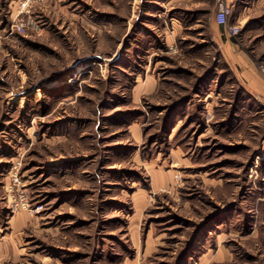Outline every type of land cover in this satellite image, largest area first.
<instances>
[{
    "label": "rangeland",
    "instance_id": "374dc122",
    "mask_svg": "<svg viewBox=\"0 0 264 264\" xmlns=\"http://www.w3.org/2000/svg\"><path fill=\"white\" fill-rule=\"evenodd\" d=\"M250 64L264 0H0V264H264Z\"/></svg>",
    "mask_w": 264,
    "mask_h": 264
},
{
    "label": "built area",
    "instance_id": "2783aa9c",
    "mask_svg": "<svg viewBox=\"0 0 264 264\" xmlns=\"http://www.w3.org/2000/svg\"><path fill=\"white\" fill-rule=\"evenodd\" d=\"M26 6H28L27 1L23 2L22 9L24 10ZM229 14L230 7L227 4L220 2L217 6V11L215 13L214 20L219 26H223L227 33H229L230 35H236L239 32V25L237 23L228 22ZM25 27L26 24L23 21H20L18 24L15 25L17 32H24ZM258 68L262 77H264V66L258 65Z\"/></svg>",
    "mask_w": 264,
    "mask_h": 264
},
{
    "label": "crops",
    "instance_id": "0c3cea01",
    "mask_svg": "<svg viewBox=\"0 0 264 264\" xmlns=\"http://www.w3.org/2000/svg\"><path fill=\"white\" fill-rule=\"evenodd\" d=\"M232 0H226V2H231ZM224 30L223 26H220V29ZM255 69L253 67V64H250L249 67L246 68L245 72L247 74V77L249 78V84L252 88V90L254 91H264V81L262 79H260V77H258L255 74ZM244 72V73H245ZM243 74V72H242Z\"/></svg>",
    "mask_w": 264,
    "mask_h": 264
}]
</instances>
